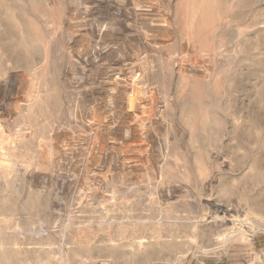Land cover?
Returning <instances> with one entry per match:
<instances>
[{"label": "rangeland", "instance_id": "1", "mask_svg": "<svg viewBox=\"0 0 264 264\" xmlns=\"http://www.w3.org/2000/svg\"><path fill=\"white\" fill-rule=\"evenodd\" d=\"M204 257L264 262V0H0V264Z\"/></svg>", "mask_w": 264, "mask_h": 264}, {"label": "crops", "instance_id": "2", "mask_svg": "<svg viewBox=\"0 0 264 264\" xmlns=\"http://www.w3.org/2000/svg\"><path fill=\"white\" fill-rule=\"evenodd\" d=\"M189 264H243V263L237 262L231 257H204L197 259ZM261 264H264V262H262Z\"/></svg>", "mask_w": 264, "mask_h": 264}, {"label": "bare ground", "instance_id": "3", "mask_svg": "<svg viewBox=\"0 0 264 264\" xmlns=\"http://www.w3.org/2000/svg\"><path fill=\"white\" fill-rule=\"evenodd\" d=\"M143 108L145 109L146 108V104L144 103V105H143Z\"/></svg>", "mask_w": 264, "mask_h": 264}]
</instances>
